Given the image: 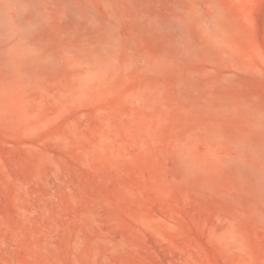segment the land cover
Segmentation results:
<instances>
[{
  "label": "rangeland",
  "instance_id": "374dc122",
  "mask_svg": "<svg viewBox=\"0 0 264 264\" xmlns=\"http://www.w3.org/2000/svg\"><path fill=\"white\" fill-rule=\"evenodd\" d=\"M0 7V264H264V0Z\"/></svg>",
  "mask_w": 264,
  "mask_h": 264
},
{
  "label": "bare ground",
  "instance_id": "6f19581e",
  "mask_svg": "<svg viewBox=\"0 0 264 264\" xmlns=\"http://www.w3.org/2000/svg\"><path fill=\"white\" fill-rule=\"evenodd\" d=\"M1 8V7H0ZM8 17H9V15H7V13L3 10V8H2V11L0 10V24L1 23H3V24H7V20H8ZM10 18V17H9ZM9 22V21H8ZM8 24H11V21H10V23H8ZM19 24V23H18ZM19 28V27H18ZM20 31V30H19ZM18 31V32H19ZM15 60V59H14ZM12 58H11V56H8V55H6V56H4V58H3V61H4V63L5 64H7L9 67H14V65H15V62L16 61H14ZM17 65V64H16ZM12 75V74H11ZM14 75V74H13ZM13 77V76H12Z\"/></svg>",
  "mask_w": 264,
  "mask_h": 264
}]
</instances>
